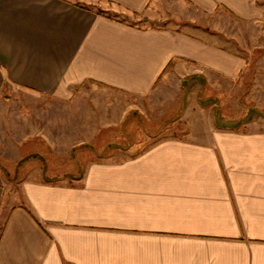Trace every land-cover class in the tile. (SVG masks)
<instances>
[{
	"label": "crops",
	"instance_id": "0c3cea01",
	"mask_svg": "<svg viewBox=\"0 0 264 264\" xmlns=\"http://www.w3.org/2000/svg\"><path fill=\"white\" fill-rule=\"evenodd\" d=\"M164 1L0 0V119L5 90L33 102L0 124V161L20 164L37 140L67 161L10 182L0 163V264H264V116L231 127L206 117L180 137L132 134L189 119L212 81L244 88L251 76L242 56L178 24L264 10L171 0L170 26L110 14L156 20ZM83 145L95 149L72 158Z\"/></svg>",
	"mask_w": 264,
	"mask_h": 264
},
{
	"label": "rangeland",
	"instance_id": "374dc122",
	"mask_svg": "<svg viewBox=\"0 0 264 264\" xmlns=\"http://www.w3.org/2000/svg\"><path fill=\"white\" fill-rule=\"evenodd\" d=\"M169 5L171 6V0H165L162 13L167 14V17L157 18L156 20H151L147 15L118 13L113 10H110V14L131 23L150 24L151 22V24L162 23L170 26L177 19L171 13ZM259 5L264 10V0H259ZM197 21L195 24L189 23L190 25L180 23L178 27L181 30L192 28L191 31L195 34H205L207 32V39L210 38L216 47H222L228 52L237 53L242 56L247 61L246 73L251 75L244 82L245 87L243 88L240 83L236 85L234 82H223L221 86L216 81H212L206 87H200L201 90L199 89L197 94L195 93L194 110L190 114L189 119L178 120L176 122L171 120L164 121L162 125L158 122H144L147 127L144 128L143 125H139L141 127L133 130V136H144V133L145 135L148 134L156 137L187 136L191 135L196 128H199L200 123L203 124L206 117L215 120L216 126L231 127L239 121L240 115L245 117L244 122L246 123L251 122L253 118L257 121L258 118L264 116L263 113H254L253 111L240 113L243 110H253L256 107L264 109V15L257 20H243L227 11L221 10L214 15H205L202 18H198ZM199 83L200 81H188L183 86H189L191 90H196ZM2 100H4L5 106L9 109L6 116H4L5 118L0 119V124L8 122L9 125L12 123L11 108L13 105L26 106L33 103L31 98L25 95L12 94V91L9 90L4 91ZM198 110L201 111L198 112ZM202 110H205V112ZM201 112L205 115H200ZM191 127L194 128L193 131ZM146 144L143 142L142 147L146 146ZM124 146L121 145L120 147ZM99 147L101 148L102 146ZM114 148L117 147H110L108 153L114 151ZM94 149L93 146L83 145L75 148L71 156L72 158H79L91 153ZM21 153L25 157L28 156L30 160L26 159L18 165L0 161L4 165V169H6L5 173H7L8 177L6 179L8 182L21 180L23 177L19 176V171L23 169H44L52 167V165L60 168L67 165V161L64 162L63 160L62 163L60 162V160L65 158L63 152L54 151L53 147L43 145L39 140H37L36 144L26 143L22 146ZM69 155L67 154L66 156ZM69 164V167H75L77 164L79 165V162L70 161Z\"/></svg>",
	"mask_w": 264,
	"mask_h": 264
}]
</instances>
